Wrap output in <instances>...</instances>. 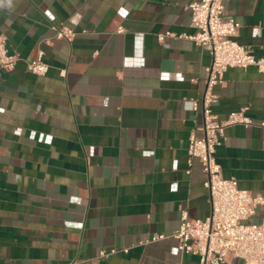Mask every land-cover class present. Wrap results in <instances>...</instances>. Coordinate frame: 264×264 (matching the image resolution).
Returning a JSON list of instances; mask_svg holds the SVG:
<instances>
[{"label": "crops", "instance_id": "crops-1", "mask_svg": "<svg viewBox=\"0 0 264 264\" xmlns=\"http://www.w3.org/2000/svg\"><path fill=\"white\" fill-rule=\"evenodd\" d=\"M192 1L0 0V35L20 57L0 71V264H198L169 236L183 212H210L187 155L203 122L189 101L211 60L186 37ZM223 4L240 23L235 40L264 59V0ZM45 11L74 29L70 41ZM39 50L42 75L26 66ZM223 80L212 110L244 108L253 124L225 128L221 173L264 195V70L229 67ZM262 218L264 205L250 221ZM154 233L168 236L142 243Z\"/></svg>", "mask_w": 264, "mask_h": 264}, {"label": "built area", "instance_id": "built-area-1", "mask_svg": "<svg viewBox=\"0 0 264 264\" xmlns=\"http://www.w3.org/2000/svg\"><path fill=\"white\" fill-rule=\"evenodd\" d=\"M223 1L195 0L187 6L195 31L186 37L206 48L211 55L205 69L204 92L199 100L189 101L190 110H196L201 105L203 122L200 135H190L187 148L189 164L191 159L197 158L205 173L203 184L209 193L210 212L203 219H190L183 212L177 229L169 236L177 240L174 247L177 253L197 255L198 264L229 263L235 258L240 259L242 264H264V218L259 222L250 221L256 208L264 205V195L240 188L234 177H224L216 158V149L222 144L225 128L235 124L249 126L253 121L245 114L244 108L232 110L224 118H219L212 110V104L217 101L213 87L223 83L224 73L229 67L245 69L254 65L264 70V59L235 40L240 23L226 13ZM45 15L56 37L68 41L74 37L72 27L55 24L49 11H45ZM165 35L173 33L159 35V39ZM42 55L43 51L39 50L35 58L26 61L29 71L38 75L47 71ZM19 59L17 54L9 51L5 37L0 35V71H11ZM167 236L154 233L142 243L155 242ZM116 251L114 248L109 252ZM123 251L127 249L123 248Z\"/></svg>", "mask_w": 264, "mask_h": 264}]
</instances>
